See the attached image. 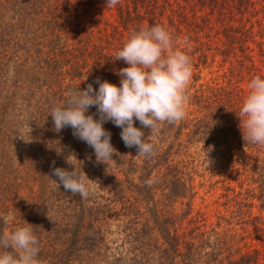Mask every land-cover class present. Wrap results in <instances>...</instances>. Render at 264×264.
<instances>
[{
  "label": "trees",
  "instance_id": "trees-1",
  "mask_svg": "<svg viewBox=\"0 0 264 264\" xmlns=\"http://www.w3.org/2000/svg\"><path fill=\"white\" fill-rule=\"evenodd\" d=\"M155 24L191 45L186 116L143 129L147 158L106 122L116 153L97 162L71 127L54 130L50 111L78 87L98 90L97 79L119 86L127 65L116 52ZM212 32L222 65L201 82L212 57L201 38ZM255 76L264 77V0H0V215L14 213L9 229L33 225L43 264H264V147L244 141L237 116ZM87 114L99 118L95 106ZM67 160L92 180L87 198L54 181ZM217 189L212 207L205 197ZM124 215L120 250L106 233Z\"/></svg>",
  "mask_w": 264,
  "mask_h": 264
},
{
  "label": "clouds",
  "instance_id": "clouds-1",
  "mask_svg": "<svg viewBox=\"0 0 264 264\" xmlns=\"http://www.w3.org/2000/svg\"><path fill=\"white\" fill-rule=\"evenodd\" d=\"M119 0H106V7H115ZM181 48L175 43L172 32L161 24L142 26L133 30L114 60H123L127 67L119 69V86L107 80L100 81L98 90L88 84L84 90L69 91L66 101L54 106L50 116L54 130L59 133L71 127L73 135L94 149L97 162L107 164L113 160L116 149L111 143V133L103 125L111 121L122 129L120 135L126 147H135L137 155H154V143L145 137L161 123L174 124L186 116L189 86L193 77L187 38ZM95 106V114H87ZM243 139L264 147V77L255 76L248 83V94L237 115ZM138 120L141 127L134 126ZM71 170L54 167L52 175L58 187L66 192L87 198L90 180L69 162ZM150 183V182H149ZM5 230L0 232V264H43L39 259V239L33 225L11 227L15 221L12 212L0 215Z\"/></svg>",
  "mask_w": 264,
  "mask_h": 264
},
{
  "label": "rangeland",
  "instance_id": "rangeland-1",
  "mask_svg": "<svg viewBox=\"0 0 264 264\" xmlns=\"http://www.w3.org/2000/svg\"><path fill=\"white\" fill-rule=\"evenodd\" d=\"M205 13H207V10H205V12L203 14H201V15L198 14V16H203ZM165 22H166V24H168V20H165ZM237 24L238 23H236V25ZM216 28H218V26ZM209 35H211L209 39L203 38V37L201 38V40L203 42H207L208 41L207 43L211 44V52H212V57H211V54H210L211 59H210L209 67L207 69L206 68H203L204 70L200 74H198V77L201 79V82H206V81H209L212 78H215L218 75V72L220 71L221 65H222V62H221L222 60H221L220 57H217L216 59H214V57H213V53L216 52L215 49H217L218 48V45H220V43L218 42L217 38H215L216 33L212 32ZM195 72L196 71L193 70V74H195ZM191 83L194 84L193 77H192V80L190 82V85H191ZM122 173L116 172V177L121 180L120 185H119V189H118L117 193H121L122 195H128V193H125V192H128V191H127L126 187H124V182H123L124 176L122 175ZM201 181H202L201 178L198 177V176H196V186L197 187H199V184H200ZM218 188H219V186H218ZM91 190H93V187L91 188ZM207 191H210L211 192V188H209L208 186L205 189V192H207ZM200 193H201V196L202 195H205L204 194V191H202V190H200ZM221 193H222V191L219 190V189H217L215 191V194L216 195L211 196L210 195L211 193L208 194L205 197L206 200H207V203H209L210 205H212V207H214L213 202L217 198H219V196H220ZM199 203H200V201L198 200L196 202V205L198 206ZM126 221H128V217H126V215L122 216L120 218V221L119 222H114L112 224L111 228H109V230H110L109 234L106 233V240H107V242L109 243V245L112 248L120 249L121 250V245L120 244L122 243L123 236L120 235L122 233H121V231L118 228L120 226L125 225Z\"/></svg>",
  "mask_w": 264,
  "mask_h": 264
}]
</instances>
